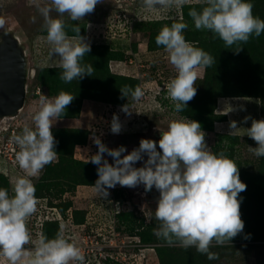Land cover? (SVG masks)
I'll return each mask as SVG.
<instances>
[{
    "label": "clouds",
    "instance_id": "1",
    "mask_svg": "<svg viewBox=\"0 0 264 264\" xmlns=\"http://www.w3.org/2000/svg\"><path fill=\"white\" fill-rule=\"evenodd\" d=\"M103 0H51V6L38 11L44 17L47 43L52 45V54L60 57L62 69L60 79L64 83L93 76V66L82 64L85 54L91 51L90 43L82 36L81 28L72 27L74 36L69 37L65 23L52 18L54 9L60 16L65 13L73 21L84 19L95 11ZM207 6L201 11L190 9L197 30L211 31L224 42L226 49L247 43L253 35L264 33V20L254 17L253 5L247 0H204ZM187 0H142L146 10L178 9ZM35 19V18H33ZM90 26V25H89ZM188 25L183 22L164 26L155 38L157 46H163L169 55L170 63L176 69V76L166 85L167 98L174 104V111L182 112L188 102L197 94L195 82L198 68L211 67L215 58L203 49L192 46L182 34ZM0 29H5L4 19H0ZM6 34V30H5ZM243 48L236 47L238 54ZM121 98L131 97V101L121 106V111L131 116L136 102L144 96L141 86L120 88ZM74 96L61 91L54 99L40 97V110L33 117L35 130L25 126L22 134L13 137L19 151L15 159L27 177H36L44 167L56 160L54 150L57 141L52 133L53 120L64 115L65 109ZM165 98V99H167ZM252 121L245 129L246 135L257 142L258 147H249L256 157H264V119L256 120L245 116L243 123ZM111 132L120 134L123 130L118 115H113ZM240 128L237 121L229 122V135H236ZM206 133L201 124L190 119L172 120L166 131H162L158 142L141 139L139 147L130 154L124 146L108 148L97 136L90 137L98 147V152L90 156L87 163L97 165L98 179L95 190L107 199L109 189L119 184L122 187L136 188L144 185L146 191L153 187L159 192L155 218L160 222L154 234L168 244L179 243L187 249L195 247L208 260L218 259V254L209 249L213 241L219 246L231 242L244 230L241 219V199L238 196L247 185L239 175V167L223 152L214 154L207 150ZM112 157L114 165L104 159V154ZM144 166L134 164L144 159ZM122 157V158H121ZM14 195L0 188V256L6 257L10 264H84L85 257L74 242L70 243L61 231L55 239L39 237L33 241L26 227L27 219L37 210L38 200L35 187L30 179L19 178L14 185ZM244 239H250V234ZM34 244V249L25 245Z\"/></svg>",
    "mask_w": 264,
    "mask_h": 264
},
{
    "label": "rangeland",
    "instance_id": "2",
    "mask_svg": "<svg viewBox=\"0 0 264 264\" xmlns=\"http://www.w3.org/2000/svg\"><path fill=\"white\" fill-rule=\"evenodd\" d=\"M203 1L187 0V3ZM37 4L41 7L51 6V0H0V19L5 21V29H0V37L6 30L17 38L23 48L28 70L26 98L22 110L15 117L0 119V176L8 180L10 196L14 195L13 189L17 179L22 177L30 179L34 185L43 173L42 170L36 177L26 176L15 159L19 148L13 137L22 134L25 126L35 130L33 117L40 110L41 96H47L48 99L55 98L45 89L40 87L36 89L38 87L35 82L36 73L42 68L41 66H44L51 47L46 40L44 17L38 11ZM179 9L157 7L149 11L142 6V0H118V2L103 0L93 13L87 14L79 21L71 20L66 13L60 16L54 9L51 11L50 16L63 20L66 26L76 23L80 28L88 31L85 35L88 38L86 41L90 44L109 46L114 51L119 50L120 47L125 49L124 58L119 64L127 67L120 71L124 72L120 76L137 80L139 83L126 86L134 89L139 85L144 92L141 100L136 102L130 117L121 110L115 111L114 105L110 104L112 108L108 111L107 104L90 102L91 107L81 108L78 118L80 121L75 123L74 126L77 127L74 128L90 131L91 137H99L110 149L124 146L127 151L122 154L123 157L138 148L141 139L157 141V150L162 151L158 142L162 131L167 130L168 124L172 120H192L191 117L175 112L174 104L167 98L166 85L177 74L175 67L170 63L168 53L164 48L150 51L149 31L134 26L136 24L134 21L148 22L149 18H158L168 13L179 19L182 11ZM114 65L115 63L112 62L109 69L112 74L117 75L116 72L119 71L116 68L119 65L117 67ZM214 65L215 63L212 66ZM196 71L197 80L205 77L206 68H198ZM201 87L202 85L199 84L196 87L197 91H200ZM261 105L260 99L251 97L218 98L214 104V114L224 119L215 122L211 132L204 131L207 150L219 154L218 148L229 147L225 155L239 167L240 179L245 175L248 179L260 176L258 180L261 186L260 194L254 196L255 200H249L252 207L249 211L257 208V205L264 209V157H256L249 150V147L256 148L258 144L246 135L245 129L251 127L252 121L243 123V119L245 116H251L256 120L264 119V109H261ZM120 113L123 114L122 117ZM113 115H118L122 122L123 130L120 134L111 132ZM58 120V118L53 120L51 130L65 128ZM232 120L237 121V126L240 128L236 135L228 134L229 122ZM232 136L238 139H232ZM97 152L98 149L90 138L86 147L75 149L74 155L79 160L88 161L90 156ZM104 159L110 164L115 163L107 153L104 154ZM147 159L145 155L143 160L134 164V167H143ZM92 179H98L97 171ZM63 184L66 186L64 182ZM59 185L48 192L51 199L57 198V200L52 199V204H58L59 207L68 205V207L64 213H61L59 207L52 208L46 199L37 198V210L26 221V227L33 241L43 236V225L49 220L58 226L59 232L63 225L64 237L70 243L74 242L81 250L85 257L84 264H159L156 247L183 248L179 243L170 245L155 234L154 243L144 244L137 235L144 229L148 230L146 226H151L148 231L152 233L159 227L160 222L155 218V208L160 194L155 187L151 191H146L142 184L136 188L117 184L115 188L108 190L110 195L104 199L91 186L79 184L75 186L73 192H68L66 187L61 188ZM122 213L127 214V217L117 215ZM130 219L134 222L133 228L129 225ZM231 245L232 243H227L219 246L215 241L212 244L218 247ZM25 248L34 249V244L25 245ZM75 263L78 264V262H70V264ZM258 263L264 264V240L248 241L237 251L235 258L221 261V264ZM0 264H10V262L6 257L0 256Z\"/></svg>",
    "mask_w": 264,
    "mask_h": 264
},
{
    "label": "trees",
    "instance_id": "3",
    "mask_svg": "<svg viewBox=\"0 0 264 264\" xmlns=\"http://www.w3.org/2000/svg\"><path fill=\"white\" fill-rule=\"evenodd\" d=\"M247 2L253 5L254 17L264 20V0H247ZM205 6L207 5L204 1L186 3L180 8L182 11L179 19L168 13L158 18H149L148 22L134 21L136 23L134 26L149 31V49L153 51L163 48V46H157L155 38L164 26H171L172 23L178 22L186 23L188 27L182 33L186 41L215 58V65L207 67L205 77L197 80L196 87L199 84L202 85L200 91H197L196 96L188 102L187 107L179 112L180 115L191 117L192 120L199 122L202 131L211 132L214 123L224 119V117L214 114V104L218 98H256L261 100V109H264V33L259 37L253 35L247 43L226 49L224 42L211 31L197 30L193 19L188 14L192 8L201 11ZM73 26H76V23L65 27L69 37L75 35L72 32ZM80 34L86 37L85 29L81 28ZM90 45L91 51L85 54L80 62L93 66V76L64 83L60 79L62 72L60 67H42L36 73L35 82L38 86L36 89H45L52 97L58 96L61 91L75 97L65 109L64 115L58 119H78L84 101L114 106L127 104L128 98H121L119 87L139 83L135 79L110 72L109 62L122 61L125 49L120 47L119 50L114 51L109 46ZM236 47L243 48V50L236 54L234 52ZM52 133L57 141L54 149L57 152V157L55 161L44 167L43 173L34 187L36 198L46 199L50 207L56 208L59 207L58 204H52V202L57 198L52 197V200L48 192L57 187L59 182L61 184L59 186L66 187L68 192H73L75 186L79 184L94 187L97 179L92 178L96 174L98 166L91 162L87 163L88 161L79 160L74 155L77 147L84 148L88 145L91 137L90 131L86 132L77 128H54ZM232 139H238V137L232 136ZM228 148L222 146L218 148V153L226 154ZM90 172L91 174H89ZM259 177L248 179V176L245 175L241 179L247 185L246 190L248 191L246 193L245 190L238 196V199H241V219L244 221L245 227L241 234L229 242L232 243L231 246L210 247L211 252L218 254V259L208 260L207 255L199 253L195 247L185 249L158 246L155 248V252L159 264H221L223 260L235 258L237 251L243 248L244 243L264 240V209L257 205V208L249 211L252 208L249 200H255L254 196L260 194ZM0 188L7 189L9 193L8 180L3 176H0ZM67 207L68 205L60 206V212L64 213ZM117 215L127 217L125 213ZM133 223L130 219L131 228H133ZM146 229L150 230L151 226H146ZM42 230L43 237L48 240L55 239L59 232L58 226L49 220L45 222ZM148 230L144 229L137 234L144 244H151L155 241L154 233ZM248 234H250V239H244V236Z\"/></svg>",
    "mask_w": 264,
    "mask_h": 264
},
{
    "label": "water",
    "instance_id": "4",
    "mask_svg": "<svg viewBox=\"0 0 264 264\" xmlns=\"http://www.w3.org/2000/svg\"><path fill=\"white\" fill-rule=\"evenodd\" d=\"M27 76L22 46L17 38L3 31L0 37V119L15 117L22 110Z\"/></svg>",
    "mask_w": 264,
    "mask_h": 264
},
{
    "label": "crops",
    "instance_id": "5",
    "mask_svg": "<svg viewBox=\"0 0 264 264\" xmlns=\"http://www.w3.org/2000/svg\"><path fill=\"white\" fill-rule=\"evenodd\" d=\"M49 53L50 54L46 57V60L44 62L45 63L44 66H41V67H47V68L59 67L60 57L58 55H56V54H52V45H51V47L49 49ZM112 62L115 63L114 67H117L119 65L116 68L117 71H119V72H116L117 75H123L122 73H124V72H120V71H122V69L124 67H127V66H124L123 64H119V63H121L119 61H112ZM112 62H110L109 65H111ZM109 68H110V66H109ZM90 102H92V101H84L83 105H82V108L91 107L90 104H89ZM92 103H95V102H92ZM95 104H101V103H95ZM58 121H59V123H61L63 125L62 127H65V128L73 127L74 128V127H77V126H74L75 123L79 122L80 120H78V119H59Z\"/></svg>",
    "mask_w": 264,
    "mask_h": 264
},
{
    "label": "built area",
    "instance_id": "6",
    "mask_svg": "<svg viewBox=\"0 0 264 264\" xmlns=\"http://www.w3.org/2000/svg\"><path fill=\"white\" fill-rule=\"evenodd\" d=\"M180 10V9H179ZM124 17V16H123ZM88 31H86V33H87ZM88 35V34H87ZM86 38H87V36H86ZM109 107H107L106 106V110H108V109H110V108H112V107H110V105H108ZM115 111H120L121 110V106H115L114 108H113ZM109 111V110H108ZM111 111V110H110ZM123 114H125L124 112H123ZM123 114H119L120 115V117H122V115ZM13 134V133H12ZM96 148L98 149V147L96 146ZM9 159H11V158H9ZM76 264V263H75Z\"/></svg>",
    "mask_w": 264,
    "mask_h": 264
},
{
    "label": "flooded vegetation",
    "instance_id": "7",
    "mask_svg": "<svg viewBox=\"0 0 264 264\" xmlns=\"http://www.w3.org/2000/svg\"><path fill=\"white\" fill-rule=\"evenodd\" d=\"M10 160V159H9ZM11 161V160H10Z\"/></svg>",
    "mask_w": 264,
    "mask_h": 264
},
{
    "label": "bare ground",
    "instance_id": "8",
    "mask_svg": "<svg viewBox=\"0 0 264 264\" xmlns=\"http://www.w3.org/2000/svg\"><path fill=\"white\" fill-rule=\"evenodd\" d=\"M6 119V118H5Z\"/></svg>",
    "mask_w": 264,
    "mask_h": 264
}]
</instances>
